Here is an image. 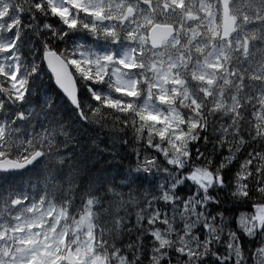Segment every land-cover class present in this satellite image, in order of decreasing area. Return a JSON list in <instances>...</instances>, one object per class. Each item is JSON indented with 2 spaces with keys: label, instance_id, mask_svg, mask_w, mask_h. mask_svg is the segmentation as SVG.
<instances>
[{
  "label": "snow or ice",
  "instance_id": "1",
  "mask_svg": "<svg viewBox=\"0 0 264 264\" xmlns=\"http://www.w3.org/2000/svg\"><path fill=\"white\" fill-rule=\"evenodd\" d=\"M44 76L88 123L134 129L154 179L85 188ZM197 145L212 167L158 175ZM0 174V264H264V0H0Z\"/></svg>",
  "mask_w": 264,
  "mask_h": 264
},
{
  "label": "trees",
  "instance_id": "2",
  "mask_svg": "<svg viewBox=\"0 0 264 264\" xmlns=\"http://www.w3.org/2000/svg\"><path fill=\"white\" fill-rule=\"evenodd\" d=\"M56 18L54 17H48V22H54ZM58 28L63 27L62 25L57 24ZM75 34L76 32H72ZM82 35V34H81ZM84 35H87L86 33ZM73 36L71 35V32L68 33L67 41L69 44H73ZM86 39V38H85ZM26 47L28 49H35L36 46V38L35 37H26ZM85 41V40H84ZM44 80V86L45 91L47 94L55 101L57 106V116L60 117L65 121V123L68 125L70 133L73 135L74 139L68 144V145H61V151L64 152L66 159L69 161L72 160L75 149H78L80 147L79 141H82L85 139L86 136H93L95 137L97 134L99 135V140L101 142H107L106 147L104 148L103 145H101V150L104 151V156L106 157H117L115 160L109 159L107 161L106 168L103 169V175L97 174L95 178H90L87 180V183L85 184V188H88L91 186L92 188H100L102 185L107 184H115L120 185V179L121 176L118 175V173H123V175L128 176L129 180H131L132 177H139V176H146L148 181H151L154 179V177L150 173H140L135 172L134 168L137 163V153L135 150L128 147L129 144L132 143L131 140H127V136L123 134L124 132L119 130V126L117 128H113L111 123L105 126L104 132L100 131V128L98 125L90 124L86 120H84L82 117H80L78 111L74 110V108L60 95V93L55 89V87L52 85V80L48 79L47 76L43 77ZM25 125H21V127H24ZM211 128L209 129V133H211ZM110 132L114 134V136L121 137L120 142L118 145L114 146V142L112 141V138L109 136H106L105 133ZM127 134L129 136L135 137L137 133L134 129L129 127L127 130ZM127 140V143H124L123 141ZM95 146V145H94ZM210 147V145H209ZM104 157H101L103 159ZM116 165L117 167L114 168L113 165ZM19 176L23 177V181L27 183H34V179L32 178V175L30 172H23L21 174H17ZM81 175H83L81 173ZM0 178H2V175H0ZM122 187H125V190H127L125 185H121ZM133 187H138V185L133 184ZM145 188H150L149 183L144 184Z\"/></svg>",
  "mask_w": 264,
  "mask_h": 264
},
{
  "label": "clouds",
  "instance_id": "3",
  "mask_svg": "<svg viewBox=\"0 0 264 264\" xmlns=\"http://www.w3.org/2000/svg\"><path fill=\"white\" fill-rule=\"evenodd\" d=\"M100 128L101 132H104L105 126L98 125ZM127 136V140H131L132 143L128 145L129 148L133 150H137L139 147L138 142L136 141L135 137L129 136L126 133H123ZM106 136H109L112 138V141L114 142V146L118 145L120 142V135L119 136H114V134L110 132L105 133ZM80 147L78 149L73 150L74 155L72 160L69 161V163L81 171L83 175H81L80 179L83 182H86L90 178H95L97 174L103 175V169L106 168L107 166V161L109 159L115 160L117 157H106L104 156V151L101 150V145L106 147L107 142H101L99 140V135L97 134L95 137L93 136H86L84 140L79 141ZM95 145V146H94ZM197 147L204 148L205 150L201 153L205 157L204 160H200L199 157L195 158H190L187 155H181L180 158L177 160V157L175 155H171L168 157H165V160H170L171 161V166L170 167H165L163 164H160L159 169H158V175L163 174L166 176L171 177L172 179H176L177 176H179V179L176 180V183L179 184L183 182L186 178L191 180V171L194 170L195 167H202V168H210L213 166V161H212V155H211V148L210 147H205L204 145H197ZM171 149H169V152L171 153ZM188 151V149H186ZM101 157H104L101 159ZM159 164V161H158ZM114 168L117 166L114 164ZM136 166V165H135ZM174 169V170H173ZM215 175H219V170H217ZM205 188V200L211 199L207 195V189L212 188L213 185L211 183H208L207 181L203 182L202 185ZM199 191V189H197ZM216 192H217V199L220 201L219 205V210L221 213L224 214V220L226 221L228 219V216L231 213V209L229 207L230 204H234L236 201L234 200L232 196V190L230 187L225 185L224 187H219L217 184L216 187ZM177 199H179L177 197ZM198 201H193V203H197ZM186 219V214L184 217ZM196 222H193L192 225H189V227L195 226ZM227 229L225 228L224 234L226 235ZM171 235H172V229L171 226L169 227V230L166 234H164L165 239L170 240V245L171 244ZM219 243V241H218ZM253 253L248 252L245 254L243 264H255V261L251 259V256ZM132 264H135L133 261ZM147 264H159V256L153 260V261H148Z\"/></svg>",
  "mask_w": 264,
  "mask_h": 264
},
{
  "label": "water",
  "instance_id": "4",
  "mask_svg": "<svg viewBox=\"0 0 264 264\" xmlns=\"http://www.w3.org/2000/svg\"><path fill=\"white\" fill-rule=\"evenodd\" d=\"M53 83H54V81H53ZM54 85H55V83H54ZM56 87V86H55ZM57 88V87H56ZM58 89V88H57ZM59 90V89H58ZM59 92H60V90H59ZM61 93V92H60ZM62 94V93H61ZM63 95V94H62ZM66 98V97H65ZM67 99V98H66ZM70 102V101H69ZM71 103V102H70ZM74 107V106H73ZM15 171H23V170H15Z\"/></svg>",
  "mask_w": 264,
  "mask_h": 264
}]
</instances>
